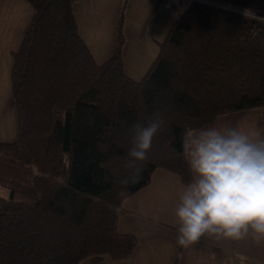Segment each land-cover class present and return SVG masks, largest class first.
<instances>
[{
    "label": "trees",
    "instance_id": "obj_1",
    "mask_svg": "<svg viewBox=\"0 0 264 264\" xmlns=\"http://www.w3.org/2000/svg\"><path fill=\"white\" fill-rule=\"evenodd\" d=\"M26 1L31 16L10 53L16 133L0 140V264L121 260L135 241L116 229L122 198L156 167L187 183L189 132L264 104V23L245 14L264 17V0H186L137 79L122 70L121 13L113 51L96 63L74 0ZM155 118L164 125L143 179L121 197L132 126Z\"/></svg>",
    "mask_w": 264,
    "mask_h": 264
},
{
    "label": "crops",
    "instance_id": "obj_2",
    "mask_svg": "<svg viewBox=\"0 0 264 264\" xmlns=\"http://www.w3.org/2000/svg\"><path fill=\"white\" fill-rule=\"evenodd\" d=\"M71 9L78 35L93 60L96 63L103 61L116 44L115 29L121 13L120 10L118 12L117 0H74ZM31 12L26 0H0V140H12L16 133V113L13 130L9 110L12 98L10 53L17 48ZM136 27L133 25L130 28L132 34L129 39L124 40L121 33L120 44L122 70L134 79L142 75L158 49L152 46L149 50L146 44V50L142 52L141 47L145 43ZM152 39L157 44L161 40L154 36ZM215 122L229 123L221 114L198 128ZM185 184L176 173L156 167L145 184L123 197L120 201L122 210L116 218V229L121 233L132 234L134 245L121 260L115 261L103 255L100 264H172L174 260V264H264V241L258 243L251 235L239 241L202 237L188 248L181 247L178 252L175 209ZM76 264L96 263L85 257Z\"/></svg>",
    "mask_w": 264,
    "mask_h": 264
},
{
    "label": "clouds",
    "instance_id": "obj_3",
    "mask_svg": "<svg viewBox=\"0 0 264 264\" xmlns=\"http://www.w3.org/2000/svg\"><path fill=\"white\" fill-rule=\"evenodd\" d=\"M245 14L264 23V17ZM163 125L155 118L132 126L119 196L143 179L142 162ZM185 154L190 180L175 209L176 243L188 248L202 237L239 241L249 235L264 241V134L215 122L187 136Z\"/></svg>",
    "mask_w": 264,
    "mask_h": 264
},
{
    "label": "rangeland",
    "instance_id": "obj_4",
    "mask_svg": "<svg viewBox=\"0 0 264 264\" xmlns=\"http://www.w3.org/2000/svg\"><path fill=\"white\" fill-rule=\"evenodd\" d=\"M168 1L169 0H166V3L162 6L158 4V0H117L118 12L120 10L121 15L123 14V29L122 23L120 25L124 40L129 39V36L132 34L130 28L136 25V30L141 34L145 43V45L141 47V51L143 52L146 50V44L149 46V50L152 46H155L157 49L158 44L152 37L154 36L158 39L162 38L176 12L181 10L186 2V0H180V2L170 0L174 1L175 4L172 7H168ZM9 106L12 120L11 127L15 130V106L12 98L10 99ZM222 114L229 123H233V125H237L245 131L255 130L264 134V126H262L264 123V104ZM220 115L221 114H219V116Z\"/></svg>",
    "mask_w": 264,
    "mask_h": 264
}]
</instances>
